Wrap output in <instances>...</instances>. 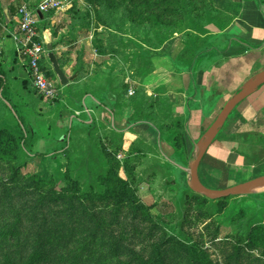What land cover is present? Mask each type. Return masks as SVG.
<instances>
[{"label": "rangeland", "instance_id": "obj_1", "mask_svg": "<svg viewBox=\"0 0 264 264\" xmlns=\"http://www.w3.org/2000/svg\"><path fill=\"white\" fill-rule=\"evenodd\" d=\"M22 3L36 4L38 0L20 2V4ZM214 4H216L215 0ZM78 8H81L82 11ZM98 11L99 8L94 5L89 7L87 0H80L76 2L75 9L69 12V19L81 27L91 29L93 32L92 46L95 39H103L105 47L108 32L99 25L95 18V13ZM133 26L135 25L126 22L123 27H120L121 32L124 33L123 44L114 45V52L108 51L106 55H103L105 61L97 65L99 79L96 90L104 92L114 89L118 96L125 89L128 92L131 91V94L126 92L120 96L118 101L120 103L118 107L121 108L120 118L123 119L121 125L112 127L109 124L99 123L84 126L75 122L68 130L67 138L62 139L61 149L69 148L68 152L72 156L70 162L71 160L74 162V172L75 174L82 173L81 182L84 184L91 179L93 173L103 172L109 166L114 168L120 178L132 185L139 200L150 207L149 214L152 223L159 222L161 231L154 230L150 234L149 226L151 225L144 228L140 218H135V213L129 212L127 223L118 229L115 236L121 245L130 246L131 251L128 252L126 248H123L125 252L113 256L110 249L105 248L96 251L94 258L82 264H139L140 256H144L143 261L147 260L148 255L154 251V244L169 238H174L176 241L161 251L162 257L158 264H199L198 259L202 257L201 253L210 264H264L262 243L257 241L256 247H253L254 245L240 247L244 235L236 223L238 216L242 213L250 221L264 224V200L262 199L264 198V185L251 187L237 195L227 197L228 199L221 206V213L209 216L208 211L218 209L217 204H214L216 200L208 199L212 202L206 206L201 198H207L193 192L188 187L191 153L187 155L180 141L174 146L171 132H161L158 143L151 142L143 133L146 132L148 126L145 122L152 124L153 119L151 120L148 116L149 110L143 111V106L139 102L130 104L129 98L139 91L145 92L142 82L138 81L150 71L148 51L152 48L149 44L142 45L141 42L144 41L145 34L141 29ZM45 28L52 30L54 27L47 26V23L46 25L41 24L37 32L43 31ZM184 37L187 43L191 44L192 39L185 35ZM37 41L44 45L46 43L45 37L41 35H38ZM50 42L52 43L51 39ZM49 66L48 63L44 67L48 70ZM263 68L264 65L257 66L256 70ZM80 71H84V69L82 68ZM73 73H75V69L71 70L67 76L70 77ZM46 77L57 88L55 99L44 100L39 97L29 82V87L25 90L20 82L18 84L8 82L5 78L0 98L6 104L5 95L11 96L12 94L21 99L24 104H6L18 121L17 126L6 111L0 117V129L5 128L9 132L10 130L11 133L13 132V136H9L8 139L0 138V180L5 182L8 176L14 175L15 171L19 170L25 178L38 176L48 182L53 181L55 184L52 187L59 191L64 187L60 176L65 172V164H69V162L65 156H60V153L53 154L57 152L56 135L53 132L54 124L61 112L78 107L77 104H73V101L78 100L80 93L86 89V85H76L75 87L72 85L66 91H62V88H66L70 84L61 87L54 73L52 76ZM129 80L136 84H131ZM19 86L22 92H20ZM149 98L155 100V104L170 105L169 101L165 102L163 99L165 96L162 89H156L155 96ZM59 100H63V103L59 104ZM219 110V108L214 109L216 115ZM170 115L173 116L168 111L162 112L157 120L162 125H171ZM216 115L210 119L207 118L208 120L199 118V122L204 121V124H200L201 126L194 130L199 132L201 139ZM135 122L141 123L131 127L128 131L125 130L128 133L127 136L115 130L118 128L123 130L125 127L127 129L130 124ZM41 136L46 137L47 140L41 141L39 139ZM194 136L195 139L190 140L192 151L196 150L195 144L198 141L197 135ZM11 137L14 139L12 142ZM190 148V145L187 144L188 151ZM221 149L232 151L233 159L241 160L244 165L245 162L252 163L250 166L257 168L260 171V176L264 175V138L231 137L223 138L217 143L213 141L202 162ZM255 195L259 197L255 198ZM238 213L240 214L237 215ZM132 222L138 223L132 227ZM5 244L6 242L0 239V264L9 256V253L11 254ZM181 245H195L196 253L187 255L186 248ZM16 246L17 243L14 242L12 252ZM72 247V243H70L69 248ZM67 251L73 255L77 253L75 249ZM62 253L65 254L66 251H62ZM11 258L12 263L18 264L17 255H13Z\"/></svg>", "mask_w": 264, "mask_h": 264}, {"label": "crops", "instance_id": "obj_2", "mask_svg": "<svg viewBox=\"0 0 264 264\" xmlns=\"http://www.w3.org/2000/svg\"><path fill=\"white\" fill-rule=\"evenodd\" d=\"M22 1L0 0V74L4 75L1 77L4 84L5 78L18 84L28 77L13 40L18 32L17 8ZM215 3L222 13L231 17V24L223 30L208 25L207 34L188 36L192 39L191 44L187 43L184 35L176 34L159 47L149 49L150 71L138 81L142 82L148 97L155 96L156 89H162L173 117L183 119L184 131L191 141L195 139L194 135H197V140L201 139L199 132L194 130L204 124V121L199 122L200 117L201 120L214 117V109L221 110L234 94L248 88L250 82L264 71V68L256 70L257 66L264 65V0H215ZM70 11L48 13L45 20L47 26L54 27L53 31L47 29L48 37L52 40L60 67L66 76L73 69L78 72L77 79L62 91L72 85H86L78 100L73 101L78 107L61 112L55 121L53 132L57 152L53 154L60 153V156H64L62 153L66 149L64 146V150L61 149L62 139L67 138L68 130L75 122L84 126L100 123L116 127L123 121L117 97L109 90H96L99 79L97 65L105 61V57L97 55L92 46L93 32L69 19ZM82 68L84 71H80ZM2 91L3 88L0 93ZM5 102L24 104L12 94L5 95ZM62 103L63 100H59V104ZM139 123L115 130L127 136L125 130ZM145 123L148 126L143 133L148 140L158 143L159 130L153 124ZM243 135L264 136V84L235 107L220 126L217 139ZM39 139L47 140L42 136ZM200 143L202 146V142L197 144ZM231 152L221 149L205 162L201 161L198 178L204 187L223 191L260 176L257 168L233 159Z\"/></svg>", "mask_w": 264, "mask_h": 264}, {"label": "trees", "instance_id": "obj_3", "mask_svg": "<svg viewBox=\"0 0 264 264\" xmlns=\"http://www.w3.org/2000/svg\"><path fill=\"white\" fill-rule=\"evenodd\" d=\"M87 4L89 7L94 5L99 8V11L95 13V18L99 25L108 32L105 47L103 39L93 41V48L100 56L106 55L108 51L114 52V45L123 44L124 33L121 32L120 27H123L126 22L135 25L133 27L141 29L145 34L142 45L149 44L154 49L175 34L204 35L207 34L208 25H214L217 29L223 30L232 21L231 17L215 6L214 0H87ZM75 7L76 2L69 10H74ZM86 15L88 16L87 12ZM47 16L48 14L43 16L39 25H46ZM46 31V28L43 31L39 30L40 35L48 36ZM136 43L139 44V42ZM46 64L48 65L47 58L44 57L40 62L41 68L46 76H52L50 66L48 70L45 69ZM1 75L0 90L4 87L1 78L4 75ZM28 82L31 84L29 77L21 79L20 85L26 90L29 87ZM109 91L117 97L118 101L120 96L128 92L125 89L118 96L114 89ZM163 99L165 102L168 101L166 97ZM129 102L130 104L139 102L143 106V111L149 110L148 116L151 120L153 119L152 124L160 134L171 132L174 146L180 141L187 155H190L193 147L184 131L183 119L173 118L170 115L171 125H162L157 120L162 112L172 113L170 105L155 104V100H151L143 91L130 97ZM4 111L9 113L17 126L18 121L0 98V117L4 115ZM12 133L11 130L9 132L1 128L0 138L8 139L9 136H13ZM233 137L264 138L260 135ZM12 141L14 139L11 137ZM187 144L191 147L190 151L187 150ZM68 149L63 151L69 164H65V172L60 176L64 187L59 191L52 187L55 184L53 181L48 182L38 176L25 178L19 170H16L14 175L8 176L5 182L0 180V239L6 242L5 247L9 249V252L11 251L2 264H14L11 262L13 255L18 256V264H82L94 258L96 251L105 248H109L113 256L125 252L123 248L130 252V246L121 245L115 236L118 229L127 223L129 212H134L135 218H140L144 228L151 225L149 226L150 234L154 230L161 231L159 222L152 223L149 214L150 207L139 200L132 185L120 178L114 168L109 166L103 172H95L86 184L82 183V173L75 174L74 162L72 160L70 162L72 156ZM245 165L250 166L252 163L245 162ZM201 199L206 206L212 202L205 198ZM227 199L216 200L214 204H217L218 209L208 211L209 216L221 213V206ZM237 219L236 223L244 235L240 247L250 245L256 247L257 241L264 246V224L250 221L242 213ZM138 222H132V227ZM175 241L174 238H169L154 244V251L148 255L149 258L143 261L144 256H140L139 264H158L162 257L161 251ZM14 242L17 246L12 252ZM70 243H72V248H69ZM181 246L186 248L187 255L196 253L195 245ZM68 249H75L77 253L73 255L67 251ZM201 255L202 257L198 259L199 264H210L203 253ZM255 260L258 261L257 258Z\"/></svg>", "mask_w": 264, "mask_h": 264}, {"label": "water", "instance_id": "obj_4", "mask_svg": "<svg viewBox=\"0 0 264 264\" xmlns=\"http://www.w3.org/2000/svg\"><path fill=\"white\" fill-rule=\"evenodd\" d=\"M38 16L40 20L43 18L41 13H38ZM45 50H46V58L48 60V63L50 64L52 68V72L54 73L59 85L61 87H65L69 85L70 83L74 82L78 77V72L72 74V76L68 77L62 70V68L59 65V62L56 58V55L53 51V45L50 42V39L47 35H45ZM264 84V71L261 72L259 75H257L249 84L248 88H244L234 94L223 106V108L218 113L217 117L213 121V123L210 125V127L205 132V135L202 139L198 140L197 143L202 142L203 146L200 148V150L197 152L196 157L193 158L195 151L191 152L192 160L189 165V171L190 174L188 176L187 182L188 187L193 192H196L198 194L203 195L207 199L210 200H219L222 198H227L230 196L237 195L243 190H246L251 187H256L260 185H264V175L259 176L255 179H252L250 181L240 183L237 185H234L232 187H229L223 191H214L209 188L204 187L198 178V168L199 165L207 153V150L212 145L213 141L218 136V131L222 123L228 118L230 113L235 109V107L243 101L245 98H247L249 95L253 94L261 85ZM196 143V144H197ZM195 144V146H196Z\"/></svg>", "mask_w": 264, "mask_h": 264}, {"label": "built area", "instance_id": "obj_5", "mask_svg": "<svg viewBox=\"0 0 264 264\" xmlns=\"http://www.w3.org/2000/svg\"><path fill=\"white\" fill-rule=\"evenodd\" d=\"M76 0H38L36 4L22 3L17 8L18 32L13 36L19 61L26 66L32 88L44 100L57 96V88L49 80L40 65L46 57L44 43L38 42L37 28L42 15L71 9ZM131 94V91L128 92Z\"/></svg>", "mask_w": 264, "mask_h": 264}, {"label": "bare ground", "instance_id": "obj_6", "mask_svg": "<svg viewBox=\"0 0 264 264\" xmlns=\"http://www.w3.org/2000/svg\"><path fill=\"white\" fill-rule=\"evenodd\" d=\"M200 146H201V143L196 145V151H197V150H200V149H199ZM202 146H203V145H202ZM202 146H201V147H202ZM195 157H196V152H195L193 158H195Z\"/></svg>", "mask_w": 264, "mask_h": 264}]
</instances>
